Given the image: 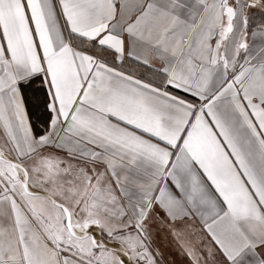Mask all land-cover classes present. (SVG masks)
<instances>
[{"label":"snow or ice","instance_id":"obj_1","mask_svg":"<svg viewBox=\"0 0 264 264\" xmlns=\"http://www.w3.org/2000/svg\"><path fill=\"white\" fill-rule=\"evenodd\" d=\"M0 264H264V0H0Z\"/></svg>","mask_w":264,"mask_h":264}]
</instances>
